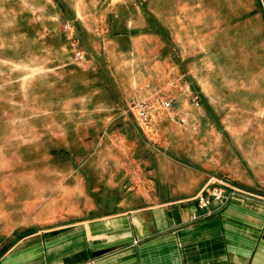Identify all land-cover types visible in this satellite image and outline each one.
Wrapping results in <instances>:
<instances>
[{
    "label": "rangeland",
    "instance_id": "374dc122",
    "mask_svg": "<svg viewBox=\"0 0 264 264\" xmlns=\"http://www.w3.org/2000/svg\"><path fill=\"white\" fill-rule=\"evenodd\" d=\"M142 1L0 0L2 241L195 196L206 183L264 198L248 84H211L219 102L181 110L164 69L153 72L143 33L153 4ZM132 79L160 93L147 125L126 99Z\"/></svg>",
    "mask_w": 264,
    "mask_h": 264
},
{
    "label": "crops",
    "instance_id": "0c3cea01",
    "mask_svg": "<svg viewBox=\"0 0 264 264\" xmlns=\"http://www.w3.org/2000/svg\"><path fill=\"white\" fill-rule=\"evenodd\" d=\"M151 3L152 29L143 33H151L153 72L164 69L169 97L186 113L220 101L211 84L232 83L235 91L248 84L250 146L264 157V0ZM123 34L135 46L131 32ZM108 80L113 90L115 76ZM145 82L130 81L128 102L158 93ZM196 195L0 237V264H264V198L240 192L202 209Z\"/></svg>",
    "mask_w": 264,
    "mask_h": 264
},
{
    "label": "built area",
    "instance_id": "2783aa9c",
    "mask_svg": "<svg viewBox=\"0 0 264 264\" xmlns=\"http://www.w3.org/2000/svg\"><path fill=\"white\" fill-rule=\"evenodd\" d=\"M77 58L83 57V52L77 51ZM195 102H198V98H194ZM164 104L169 107L171 106V100H167ZM138 118L141 124L147 125L151 121V106L148 101H142L136 103ZM236 188H226L222 186H214L210 188L208 192L205 189L201 190L197 195L196 199L198 201L199 207L202 209H207L214 200L227 202L230 198L234 197L237 193H240Z\"/></svg>",
    "mask_w": 264,
    "mask_h": 264
}]
</instances>
